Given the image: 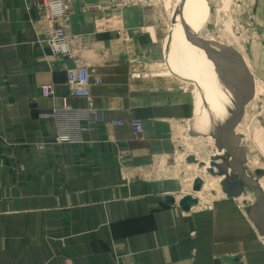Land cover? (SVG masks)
Instances as JSON below:
<instances>
[{
	"label": "crops",
	"instance_id": "obj_1",
	"mask_svg": "<svg viewBox=\"0 0 264 264\" xmlns=\"http://www.w3.org/2000/svg\"><path fill=\"white\" fill-rule=\"evenodd\" d=\"M36 3L0 0V264H264L262 237L237 199L214 190L210 210L178 205L196 196L200 173L181 151L210 138L191 134L207 118L196 116L193 93L151 78L163 59L157 10L64 0L58 24L70 53L55 58L41 43L54 24ZM254 11L258 39L248 60L264 85V0ZM194 63L186 62L189 72ZM79 66L89 73L94 114L83 142L37 150L55 133L41 110L59 108L63 97L87 107L66 83ZM118 119L124 124H108ZM131 119L143 123L139 139Z\"/></svg>",
	"mask_w": 264,
	"mask_h": 264
},
{
	"label": "rangeland",
	"instance_id": "obj_2",
	"mask_svg": "<svg viewBox=\"0 0 264 264\" xmlns=\"http://www.w3.org/2000/svg\"><path fill=\"white\" fill-rule=\"evenodd\" d=\"M119 1L127 6L141 3L149 7L150 4L157 10L164 29L159 38L162 40L163 59L150 70L151 78L167 80L173 86L191 91L195 96L196 116L207 117L201 124L195 121L190 127L193 136L210 140L192 147L186 145L181 151L185 162L194 164L196 171H200L196 179L203 183L201 191L195 193L200 201L192 209H202L207 195L215 193L214 190L221 191V182L225 180L231 188L237 186L241 189L240 197L235 199L260 235L264 236V85L248 60L250 46L258 39L259 27L254 11L256 0ZM176 22L180 23L182 39L195 62L191 72L187 70L188 61L171 50L169 39L171 33L178 31ZM196 48L204 53L208 50L220 55L235 53L240 58L236 63L248 67L256 89H262L263 93L252 96L247 84L245 95L241 91L240 97L249 95L248 100L237 98L240 94L233 87L229 72H225L226 69L229 71V62L224 63L227 64L224 71L222 67L225 65L220 68L217 62L206 61L207 67L203 65L202 57L200 61ZM211 163L223 164V171L211 167ZM210 168L211 174L208 172Z\"/></svg>",
	"mask_w": 264,
	"mask_h": 264
},
{
	"label": "built area",
	"instance_id": "obj_3",
	"mask_svg": "<svg viewBox=\"0 0 264 264\" xmlns=\"http://www.w3.org/2000/svg\"><path fill=\"white\" fill-rule=\"evenodd\" d=\"M37 5L41 7L42 15L49 23L54 24L48 35L41 41L47 48L50 55L58 58L66 56L70 53V45L68 36L64 28L58 24L66 14V5L63 0H37ZM67 85L70 95L73 97H81L87 101V107L84 109L75 108L69 105L67 98L61 99L59 108H51L41 110L39 117L41 119L51 120L55 126V133L51 141H39L35 143L37 150L43 149L49 144H70L77 145L83 142V134L87 130V124L93 118L92 100L90 97L89 87L91 81L86 67L79 66L67 70ZM94 84H98L99 80H94ZM42 97L48 98L53 95L52 85L46 84L40 86ZM110 126L123 125L124 121L109 120ZM132 135L135 139H139L143 134V123L139 119H131L129 121ZM195 197V196H192ZM197 204L199 198L195 197ZM203 210H210L211 204L206 200L203 202Z\"/></svg>",
	"mask_w": 264,
	"mask_h": 264
},
{
	"label": "bare ground",
	"instance_id": "obj_4",
	"mask_svg": "<svg viewBox=\"0 0 264 264\" xmlns=\"http://www.w3.org/2000/svg\"><path fill=\"white\" fill-rule=\"evenodd\" d=\"M175 26H176V28H177L178 31H176L177 33H172L170 35V39H169L171 41V43L174 45L175 49H176V52L174 54L177 55V56H181V57L183 56L186 61H191L192 60L191 53L188 51V49H187V47H186V45H185V43H184V41L182 39V37L184 38V36L182 34V31H181L180 23H177L176 22L175 23ZM196 51L199 52L198 53V57H199L200 61H202V59L204 60L203 61L204 62L203 65L206 64L205 63L206 61L207 62H213V63L214 62L215 63L217 62V63H219V67L221 68L225 62L226 63H227V61L229 62L228 65L227 64H224L225 67H222V70L224 71L225 68H226V65H227V68H228L229 71H226L227 70L226 69L225 72H227V73L229 72L228 74L230 75V79H231L232 85H233L234 88L235 87L237 88V93L240 94L239 97H237V98L244 97V96L240 97L241 96V91H242V94L245 95L244 90H246L245 89V86L247 84L250 87V93H252V96L254 94H256V93H263V90L262 89H258V90L256 89V86L254 85V81H253L252 75H251L248 67L245 66V68H244V66H242V65L240 66L239 63H236V62H239L240 61L239 60L240 58H238V56L235 53L229 54V55H222V54L220 55V54H217L216 52H213L212 50H208L207 52L204 53V52L200 51L198 48H196ZM200 57H202V59ZM235 57L238 58V61L236 60ZM220 64H221V66H220ZM242 64H244V63L242 62ZM210 65H209V67H210ZM214 65H216V64H214ZM211 66H213V65H211ZM216 66H215V68H216ZM207 67H208V65H207ZM217 70L220 71L221 69L218 68ZM225 72H223V73H225ZM229 75H227V76H229ZM220 76H219V78H220ZM222 76H224V75H222ZM237 93L235 92V95H234V97H235L234 99L236 101H237V99H236V94ZM248 98H249V95L245 99L248 100ZM235 100H234V102H235ZM243 102H245V101H243ZM236 107H237V105H236Z\"/></svg>",
	"mask_w": 264,
	"mask_h": 264
},
{
	"label": "water",
	"instance_id": "obj_5",
	"mask_svg": "<svg viewBox=\"0 0 264 264\" xmlns=\"http://www.w3.org/2000/svg\"><path fill=\"white\" fill-rule=\"evenodd\" d=\"M218 152H220L219 149H218ZM222 165L223 164H215V163H211L210 164L211 167L214 166V167H216L220 171H223ZM208 170H209L208 172L211 174L212 173V169L210 168ZM202 186H203V183H202L201 179H196L193 182L192 192L194 194L197 193V192H200ZM221 191L228 198H238L241 195V189L240 188H238L237 186L231 188L225 180L221 182ZM165 200H166V203H168V204H173L174 203V199L172 197H167ZM196 204H197L196 198L195 197H192L190 195L183 197L178 202L179 207L184 212H189L190 209L193 208ZM246 212H247V210H246ZM260 236L262 237V241L264 242V236L263 235H260Z\"/></svg>",
	"mask_w": 264,
	"mask_h": 264
}]
</instances>
